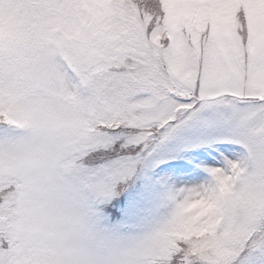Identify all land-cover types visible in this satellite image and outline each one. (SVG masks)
<instances>
[{
    "label": "snow or ice",
    "instance_id": "6c2138e0",
    "mask_svg": "<svg viewBox=\"0 0 264 264\" xmlns=\"http://www.w3.org/2000/svg\"><path fill=\"white\" fill-rule=\"evenodd\" d=\"M82 2L90 52L58 70L86 117L66 176L86 226L32 205L33 100L0 53V264H264V0Z\"/></svg>",
    "mask_w": 264,
    "mask_h": 264
},
{
    "label": "rangeland",
    "instance_id": "374dc122",
    "mask_svg": "<svg viewBox=\"0 0 264 264\" xmlns=\"http://www.w3.org/2000/svg\"><path fill=\"white\" fill-rule=\"evenodd\" d=\"M32 2L46 7L24 6ZM86 11L82 0H0V53L8 55L21 77L19 86L33 100L22 114L29 134L18 147L15 163L28 179L29 198L37 214L57 221L70 211L87 215L66 180L71 149L86 117L58 70L61 63L74 65L90 52L87 26L78 23L77 16ZM233 148L239 152L237 145ZM183 163L169 161L174 169ZM172 179L178 185L191 181L186 174H173ZM141 183L136 181L130 196L135 197ZM140 208L148 221L166 212L162 199L140 201Z\"/></svg>",
    "mask_w": 264,
    "mask_h": 264
},
{
    "label": "clouds",
    "instance_id": "9594fccd",
    "mask_svg": "<svg viewBox=\"0 0 264 264\" xmlns=\"http://www.w3.org/2000/svg\"><path fill=\"white\" fill-rule=\"evenodd\" d=\"M59 222L63 226L65 233L69 237H73L79 233L82 226L86 223V217L82 213L70 211L66 214H63L60 217Z\"/></svg>",
    "mask_w": 264,
    "mask_h": 264
}]
</instances>
